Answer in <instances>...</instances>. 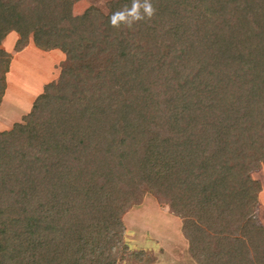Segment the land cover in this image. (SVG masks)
Instances as JSON below:
<instances>
[{"label": "trees", "instance_id": "16d2710c", "mask_svg": "<svg viewBox=\"0 0 264 264\" xmlns=\"http://www.w3.org/2000/svg\"><path fill=\"white\" fill-rule=\"evenodd\" d=\"M78 1L0 0V105L11 33L66 57L0 132V264L143 263L124 216L147 194L197 264H264V0H151L131 27L110 17L133 0Z\"/></svg>", "mask_w": 264, "mask_h": 264}, {"label": "rangeland", "instance_id": "374dc122", "mask_svg": "<svg viewBox=\"0 0 264 264\" xmlns=\"http://www.w3.org/2000/svg\"><path fill=\"white\" fill-rule=\"evenodd\" d=\"M109 1L79 0L74 11L75 14H82L94 7L107 12ZM16 39L17 34L11 33L3 44L4 50L10 52L12 57L8 72H2L7 91L4 104L0 105V132L22 122L35 99L44 93L46 83L58 80L66 61L59 50L56 53L44 51L48 54L44 59L39 53L29 52V49L19 55L15 51ZM28 46H33L31 39L26 48ZM253 178L261 185L257 209L261 213L258 218L264 223V168L253 173ZM124 222L127 231L124 238L130 249L143 250L147 254L143 263L128 260L124 264H197L190 255L189 243L183 237L182 220L171 214L153 195H145L139 205L129 209Z\"/></svg>", "mask_w": 264, "mask_h": 264}, {"label": "clouds", "instance_id": "9594fccd", "mask_svg": "<svg viewBox=\"0 0 264 264\" xmlns=\"http://www.w3.org/2000/svg\"><path fill=\"white\" fill-rule=\"evenodd\" d=\"M154 14L155 9L151 0H133L130 9L114 12L110 17V23L114 27L122 24L131 27L134 22L151 18Z\"/></svg>", "mask_w": 264, "mask_h": 264}, {"label": "crops", "instance_id": "0c3cea01", "mask_svg": "<svg viewBox=\"0 0 264 264\" xmlns=\"http://www.w3.org/2000/svg\"><path fill=\"white\" fill-rule=\"evenodd\" d=\"M7 38H8V37H7ZM17 39H18V36H17ZM17 39H16V41H17ZM6 41H7V40H5V42H6ZM5 42H4V43H5ZM2 45H3V44H2ZM32 45H33V46H31L32 48H30L29 46H28V48L25 47L23 50L19 51L18 54L21 55V53H24V52L28 51V49H29V52L32 51V52L39 53V54L42 56L43 59H44L46 56H48L47 52H44L43 50L37 48L33 41H32ZM56 51H57V50H53V51H49V52L56 53ZM49 54H50V53H49ZM62 55H63V54H62ZM51 63H52V61H51ZM48 83H49V82H48ZM48 83H46V84H48ZM46 84H45V85H46ZM45 85H44V86H45ZM6 91H7V90H6ZM5 95H6V93H5ZM4 98H5V96H4ZM4 98H3V101H2V103H1V105L4 104V100H5ZM37 98H38V97H37ZM37 98H36V99H37ZM36 99H35V100H36ZM33 104H34V102H33L32 105H31V109H32ZM31 109H30V111H31ZM30 111H29V112H30ZM29 112H28V113H29ZM25 115H26V114H25ZM22 116H23V115H21V118H22ZM0 118H1V117H0ZM13 124H14V123H13ZM0 125H1V124H0ZM1 127H2V126H0V128H1ZM6 130H7V129H6ZM259 198H260V195H259ZM260 214H261V213H260V209H257V216L260 217V216H259ZM260 219H261V218H260ZM259 221H260V220H259ZM260 222L262 223V226H264L263 221H260Z\"/></svg>", "mask_w": 264, "mask_h": 264}]
</instances>
